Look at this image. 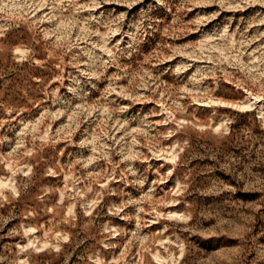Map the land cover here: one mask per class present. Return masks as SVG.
I'll list each match as a JSON object with an SVG mask.
<instances>
[{"label":"rangeland","instance_id":"374dc122","mask_svg":"<svg viewBox=\"0 0 264 264\" xmlns=\"http://www.w3.org/2000/svg\"><path fill=\"white\" fill-rule=\"evenodd\" d=\"M0 264H264V0H0Z\"/></svg>","mask_w":264,"mask_h":264}]
</instances>
